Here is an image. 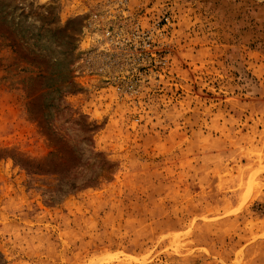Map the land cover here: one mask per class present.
I'll return each mask as SVG.
<instances>
[{
	"label": "rangeland",
	"instance_id": "obj_1",
	"mask_svg": "<svg viewBox=\"0 0 264 264\" xmlns=\"http://www.w3.org/2000/svg\"><path fill=\"white\" fill-rule=\"evenodd\" d=\"M0 264H264V0H0Z\"/></svg>",
	"mask_w": 264,
	"mask_h": 264
},
{
	"label": "built area",
	"instance_id": "obj_2",
	"mask_svg": "<svg viewBox=\"0 0 264 264\" xmlns=\"http://www.w3.org/2000/svg\"><path fill=\"white\" fill-rule=\"evenodd\" d=\"M102 34H103L104 39L106 40V45H109L111 43H115L119 40L116 29H113V28L110 29V27H106L103 30ZM142 35L145 36L147 39L149 38L147 31L144 32ZM149 45H150L149 43H145L146 47H149Z\"/></svg>",
	"mask_w": 264,
	"mask_h": 264
}]
</instances>
